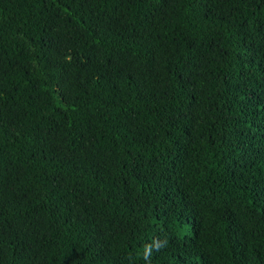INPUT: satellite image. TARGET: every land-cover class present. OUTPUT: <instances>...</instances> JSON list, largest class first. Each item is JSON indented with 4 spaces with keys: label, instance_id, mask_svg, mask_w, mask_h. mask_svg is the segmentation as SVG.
I'll return each instance as SVG.
<instances>
[{
    "label": "trees",
    "instance_id": "1",
    "mask_svg": "<svg viewBox=\"0 0 264 264\" xmlns=\"http://www.w3.org/2000/svg\"><path fill=\"white\" fill-rule=\"evenodd\" d=\"M156 241L264 264V0H0V264Z\"/></svg>",
    "mask_w": 264,
    "mask_h": 264
},
{
    "label": "clouds",
    "instance_id": "2",
    "mask_svg": "<svg viewBox=\"0 0 264 264\" xmlns=\"http://www.w3.org/2000/svg\"><path fill=\"white\" fill-rule=\"evenodd\" d=\"M68 59L70 60L71 57H68ZM164 243L165 242H163V241H156V242H154L153 245L145 247L143 256H144V259L149 262V264H150V255H151L152 248L156 247L157 250H159L160 247L164 246Z\"/></svg>",
    "mask_w": 264,
    "mask_h": 264
}]
</instances>
